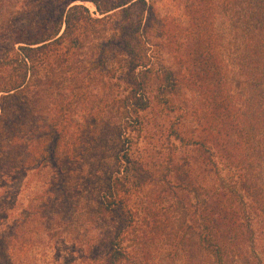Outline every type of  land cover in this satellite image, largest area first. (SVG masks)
I'll return each mask as SVG.
<instances>
[{
    "label": "trees",
    "instance_id": "16d2710c",
    "mask_svg": "<svg viewBox=\"0 0 264 264\" xmlns=\"http://www.w3.org/2000/svg\"><path fill=\"white\" fill-rule=\"evenodd\" d=\"M26 1L28 22L0 33V189L32 171L44 177L43 208L81 196L74 179L93 172L91 154L114 127L105 190L48 228L51 239L69 232L70 264H264V0ZM165 1L176 6L163 16ZM164 45L180 68L162 64ZM197 89L205 137L167 136L190 139L196 156L133 150L129 128L143 112L174 111L176 97ZM149 186L167 206L138 200ZM81 226L96 235L81 239ZM11 236L18 247V229Z\"/></svg>",
    "mask_w": 264,
    "mask_h": 264
},
{
    "label": "rangeland",
    "instance_id": "374dc122",
    "mask_svg": "<svg viewBox=\"0 0 264 264\" xmlns=\"http://www.w3.org/2000/svg\"><path fill=\"white\" fill-rule=\"evenodd\" d=\"M27 5L28 1L26 0H0V33L5 32L2 31V26H8L6 23L10 24L11 20H16L18 23L21 19L23 25L28 22V15L24 13V9L28 8ZM86 6L91 12L95 11V7L91 3H87ZM175 6L171 2L165 1L159 5L160 8L162 7L160 12L163 16H166L168 9L170 7L175 8ZM174 10V13H170V18L175 24L184 25V22L187 21L186 17L177 9ZM15 28L18 32H22L24 29L19 28V26ZM7 33L9 34L6 37L12 38L11 34L14 33L10 31ZM0 37L2 36L0 35ZM163 47L161 54L164 60L162 64L168 68H180L179 63L174 59L172 52L174 50L165 45ZM152 51L156 52L155 48H152ZM181 68L185 71L186 66ZM201 94L198 89L183 92L174 100V111L170 110L171 107L167 109L157 106L155 103L153 108L143 112L140 118L142 123L133 122L131 125L134 129L129 128L133 139H135L133 150L135 149L137 153H143L144 157L148 155L155 156V154H162L165 157L171 152H173L175 158L182 154L190 158L196 156L195 145L188 144L190 139H186L188 141L182 144L174 138H172V141H168L167 136L171 130L175 129L184 134L186 138L192 137L194 140H200L205 137L200 132L201 123H198V118L201 117L202 113L207 112L206 103ZM228 94L233 95V89ZM122 116L119 113L114 115L115 119ZM118 130L113 127V135L109 137L106 146L91 154L90 165L94 166L93 172L91 174L85 173L83 176L74 179V184L79 186L75 190L81 191L79 197L77 193L72 195L65 192L60 198L61 203L53 202L50 208L47 207V204L43 208L45 204H42L43 198L42 200H36V197L40 199V195L46 190L44 188V177H36L35 172L29 171L23 175H16L15 178L6 179L8 184L0 189V239L3 238L5 242L3 245V247L5 246L4 253L2 252V244H0V264H12L11 258L16 259V264H70L69 248L71 243H69V232L58 230L55 238L51 239L48 233L49 225L58 221L68 222L69 205H76L77 200H80L83 204H87L89 201L95 202L99 192L105 190L106 182L116 173L117 166L112 152L117 151L120 145L116 133ZM146 188L140 192L138 200L145 201L146 205L156 200V207L163 208L167 206L162 200H159L160 195L155 188L151 186ZM46 200H48L47 197ZM140 210H143L142 207H140ZM14 228L18 229V236H20L18 247H14L11 240V231ZM141 228L144 229L145 227ZM80 230L82 231L80 238L83 240L91 237L89 235H93V237L96 235L95 230L86 235L85 231L87 229L84 226H81ZM137 235H142V232L138 230L134 233H128L125 245L127 244L131 251L134 250L135 245L131 237Z\"/></svg>",
    "mask_w": 264,
    "mask_h": 264
}]
</instances>
